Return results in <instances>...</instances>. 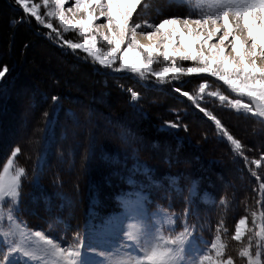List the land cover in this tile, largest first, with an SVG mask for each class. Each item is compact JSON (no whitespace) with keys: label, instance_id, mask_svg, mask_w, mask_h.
<instances>
[{"label":"trees","instance_id":"1","mask_svg":"<svg viewBox=\"0 0 264 264\" xmlns=\"http://www.w3.org/2000/svg\"><path fill=\"white\" fill-rule=\"evenodd\" d=\"M13 6L14 0H0V68H9L0 81V169L19 146L15 164L27 174L12 221L8 201L0 204V264L9 247L32 251L29 264H63L35 232L66 248L83 245L85 222L119 211L114 196L129 189V180L149 198L146 224L158 196L169 205L165 209L175 222L167 237L187 229L210 238L218 220L234 228L238 218H247L244 205H264V170L252 163L264 154V127L256 124L262 121L251 116L224 121L243 145L240 160L212 121L187 109L179 95L171 96L165 87H143L132 75L102 72L57 47L53 38L48 41L39 34L45 29ZM141 88L150 91L147 104ZM129 90L139 94L137 101H131ZM53 96L59 98L55 103ZM163 174L176 175V182L168 185ZM202 190L206 200L198 199ZM261 214L264 218V206ZM83 251L87 264L99 263L84 245ZM23 262L20 254L11 258V264Z\"/></svg>","mask_w":264,"mask_h":264},{"label":"snow or ice","instance_id":"2","mask_svg":"<svg viewBox=\"0 0 264 264\" xmlns=\"http://www.w3.org/2000/svg\"><path fill=\"white\" fill-rule=\"evenodd\" d=\"M14 3L26 16L35 18L39 24L55 32L61 38L62 47L73 52L82 51L102 68L114 72H130L141 79L151 76L158 83L206 75L222 82L239 98L229 99L220 91H210L207 93L209 96L218 97L221 102L228 101L237 112L242 110L253 117L264 119V63H257L258 60L264 61V0H207L208 11L199 18H191L189 14L164 18L158 23L145 21L144 24L133 20L142 0H74L68 7L65 6L69 0H43L47 21L41 15L40 3L33 0H14ZM53 19L58 22L59 29L53 26ZM101 20L103 22L97 23ZM142 28L148 31L138 33ZM60 29L64 33H76L79 42L63 39ZM138 35L148 43H141ZM183 62H188L190 66H181ZM157 63L164 66L156 70L153 65ZM8 72L7 66L0 68V81L4 80ZM208 87V82L203 81L199 83L197 95H190L187 91L181 94L215 123L222 136L230 142L232 151L242 155L241 141L230 134L211 111L197 103ZM129 91L131 101H137L139 94ZM174 91L181 92V88L174 87ZM243 98L248 102H243ZM58 99L52 97L54 103ZM166 126L180 127L178 122H166ZM20 152V147H15L0 172V204L8 201V221L13 220V211L18 209L22 181L27 174L24 167L15 164V158ZM252 163L259 167L261 160L255 159ZM134 186L135 181L129 180L130 194L119 197L118 201L123 214L130 221L123 233L128 246L136 247L138 253L143 251L140 258L125 261L124 264H181L185 245L192 234L185 229L175 236L155 235L145 223V201L149 198L141 189L133 190ZM261 188L264 189V183ZM255 215L253 213V223ZM114 223L113 219L106 218L102 226ZM246 228L247 218L239 219L235 224L233 238L241 240ZM10 234V231L4 232L3 236L8 237ZM256 235L264 237V231ZM35 236L47 246L46 251L60 257L63 264H87L82 244L66 248L40 231H36ZM153 240L158 242L151 243ZM150 243V247H144ZM210 249L214 254L203 255L199 264H234L231 257L222 259L225 245L221 243L219 235L215 236ZM15 254L24 258L23 264H29L27 258L34 255L23 247H9L7 254L2 257L4 264H11ZM88 254L102 253H97L89 246ZM239 255L247 257L248 264H260V253L257 252L256 259H253L250 245L243 248Z\"/></svg>","mask_w":264,"mask_h":264},{"label":"rangeland","instance_id":"3","mask_svg":"<svg viewBox=\"0 0 264 264\" xmlns=\"http://www.w3.org/2000/svg\"><path fill=\"white\" fill-rule=\"evenodd\" d=\"M33 2L41 4V8H40L41 15L47 21L48 20V17L46 16L47 10L43 6V0H33ZM73 2L74 0H69V4H67L65 7L71 6ZM13 7L18 8V6H13ZM206 11H208L207 0H142V4L141 6L138 7L137 13L134 14L133 20L134 22L144 24L145 21L150 23H158L160 20L164 18H170L172 16L184 17L189 14H191V18H199V16ZM23 15H24L23 17H25L24 19H26V17L31 19V17L26 16L24 13ZM32 19L31 20L34 23H36L46 31V33L39 32V34H41L48 41H51L52 40L51 38H53L56 41L55 42L52 41V42L55 43L57 47L67 49V47L61 46V38L58 37L55 32H51V30L39 24L35 20V18ZM25 22L28 23V21ZM51 22L53 23L54 27L59 29V24L56 20L53 19ZM100 22H103V20L97 21V23ZM139 31H148V29L142 28L138 30V33ZM60 33L62 38L65 40L72 39L74 42H79L80 38L74 32L69 31L67 33H64L63 30L60 29ZM137 38L141 41V43H148V41L145 40L144 37L142 36L138 35ZM185 42L187 43V40ZM196 48L198 49L199 46L196 45ZM72 53H74L75 57H80L82 60L83 58L84 59L86 58L88 62H91V64L94 65L96 68L101 69L102 72L105 71L110 74L121 75V76H124L126 74L132 75L131 77L139 81L140 85L143 87L149 86V89L150 88L160 89L165 87L167 90L171 91L170 94L171 96L179 95V97L183 99L181 101L186 106V108L194 112L195 111L199 112V109L192 103V101H189L187 97H184L181 93L183 91H187L189 92L190 95H197L199 83L203 81H207L209 87L206 89L205 93L202 94V97L198 98L197 103H199L200 106L204 107L206 110L211 111L213 115H215L218 119H220L222 125L224 124V121H226V118H230L234 122L235 121L237 122L240 121L239 116H244V117L251 116L249 114L244 113L242 110L237 112L236 109L232 108L231 104H229L228 101L221 102L218 97L209 96L207 93L210 91H220L221 94L229 96V99L239 98L235 94L231 93L230 90L226 88V86H223L222 82L215 81L214 78L207 77L206 75H201V76L193 75L189 77H181L179 81L158 83L155 80V78L151 76H149L147 79H141L137 75L130 72H126V71L114 72L110 69L102 68L98 64H94L91 61V59L88 58L86 54L83 53L82 51L77 50L76 52L72 51ZM257 63L261 64L264 63V61L258 60ZM163 66L164 65L162 63H157L153 65L154 69L156 70H159V68ZM181 66L187 67L190 66V64L188 62H183ZM174 87H180L181 92L174 91ZM138 90L140 92V95L142 96L141 97L142 102L144 104H147L149 101L147 97L149 96L150 91L146 88H141ZM161 93L164 94L163 92ZM162 94L157 93L158 96H161ZM243 102L247 103L248 101L246 98H243ZM172 103L174 105L176 104L174 102ZM231 114L234 116L232 117ZM176 115H178V117H180L182 120L186 119V115L180 116L181 115L180 112H177ZM201 115L206 118V116L203 113H201ZM253 118L262 121L263 123L258 121L256 122V124L264 127L263 125L264 119H261L259 117H253ZM209 121L212 120L209 119ZM212 123L215 126V123L213 121ZM243 124L245 125L243 130H247L248 129L247 124H245V122ZM216 130L219 132L217 128ZM222 138L225 142L229 143V146L231 147L230 142H228L226 138L224 137ZM255 145L257 146L258 144ZM233 156H237L240 160L243 159L244 157L243 154L238 155L235 152ZM9 157L10 155L6 159H4L5 161L3 162L2 166L6 163ZM257 159H260L261 161L264 160V154H260L257 157ZM231 164L235 172L239 171L238 167L240 166L236 165L234 160L233 163ZM241 164L243 166V170L246 168L245 171H248L249 173L251 172L249 168L246 167L247 163L243 165V162L241 161ZM2 166L0 172H2ZM254 168L258 170H264V165L261 166L260 164L259 167L255 165ZM162 178L164 179L165 183H167L168 185H172L177 180L176 175H170V174H163ZM241 183H243V180H241ZM135 189H141L143 192H146L141 187H134L133 190ZM128 190L129 189H125L116 193L114 196V200L119 204L118 198L125 194H130ZM146 197L148 196L146 195ZM207 198H208V193L202 190L198 196V199L206 200ZM158 200L159 201H156L155 205L151 207L149 210V218H148L149 223H147V226L155 235H163L167 237L170 227L175 222V218L171 217L168 214L167 210L165 209L169 207V205L166 202H164V198L162 196H158ZM263 206L259 201L257 204V208H255L254 206L253 207L247 205L243 206L242 213H244L247 216V228L241 240L239 241H236L233 238L235 235V225L234 228L230 226H229L230 228H228L223 220H218L216 222V225L214 226V231L210 238H206L202 235L192 234L189 239L190 243H187L185 245V251L183 253L184 259L183 261H181V264H199V260L202 258L203 255L214 254L211 252L210 245L215 240L216 235H219L221 237V243L225 245L224 256L222 257V259L227 260L229 257H231L233 259L234 264H248V258L241 257L239 253L241 250H243V248L249 247L250 245L252 258L256 259V253L259 252L260 264H264V237L256 235L257 232L264 231V218H262V214H261ZM253 213L256 214L255 223H253V219H254ZM106 218L113 219L115 223L111 226H106V227L102 226V223L103 221H105ZM241 218H238L235 224ZM129 223H130L129 218L123 214L122 209H120L119 211L108 213L106 215H102L101 219L98 220L89 219L88 221L85 222V224L83 225L82 243L87 248L91 246L96 250L97 253H102L101 255L96 254L94 256L95 260L99 261L98 264H102V262H104V264H124L125 261L135 260L138 258L137 255L135 256L131 253L130 248L128 246V242L126 241L123 235L125 228ZM247 229H251V231H248ZM156 242L158 241L153 240L151 243H156ZM150 246L151 244H146L144 247L148 248ZM142 251L143 250H141V252ZM139 256H141V254H139Z\"/></svg>","mask_w":264,"mask_h":264},{"label":"bare ground","instance_id":"4","mask_svg":"<svg viewBox=\"0 0 264 264\" xmlns=\"http://www.w3.org/2000/svg\"><path fill=\"white\" fill-rule=\"evenodd\" d=\"M142 42H145V41H142Z\"/></svg>","mask_w":264,"mask_h":264}]
</instances>
